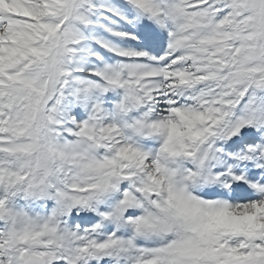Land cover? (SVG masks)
<instances>
[{"label":"snow or ice","instance_id":"6c2138e0","mask_svg":"<svg viewBox=\"0 0 264 264\" xmlns=\"http://www.w3.org/2000/svg\"><path fill=\"white\" fill-rule=\"evenodd\" d=\"M0 264H264V0H0Z\"/></svg>","mask_w":264,"mask_h":264}]
</instances>
